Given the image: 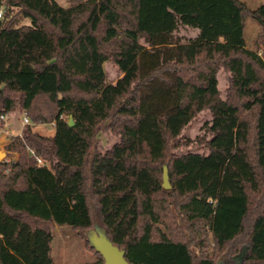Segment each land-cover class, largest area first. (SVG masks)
I'll return each instance as SVG.
<instances>
[{
    "label": "trees",
    "instance_id": "trees-1",
    "mask_svg": "<svg viewBox=\"0 0 264 264\" xmlns=\"http://www.w3.org/2000/svg\"><path fill=\"white\" fill-rule=\"evenodd\" d=\"M0 8V114L54 122L50 136L25 125L6 144L18 157L0 160V264H54L56 224L99 225L130 264H264V0ZM204 112L203 148L189 149L183 133ZM86 244L89 264H106Z\"/></svg>",
    "mask_w": 264,
    "mask_h": 264
},
{
    "label": "rangeland",
    "instance_id": "rangeland-1",
    "mask_svg": "<svg viewBox=\"0 0 264 264\" xmlns=\"http://www.w3.org/2000/svg\"><path fill=\"white\" fill-rule=\"evenodd\" d=\"M61 5L66 6L69 4L70 0H57ZM251 6L255 7L258 5L259 0H249ZM261 32V27L259 23L251 17H248L246 20V37L248 39V45L251 48L255 47V39L259 36ZM180 33L192 35L191 30L181 29ZM261 47H264L261 44ZM106 70L108 75V80L115 81L118 78L119 72L113 64H106ZM220 88L222 90V95L225 96V91L227 87L226 74L222 71L219 75ZM23 114H11L9 115L7 121H5L4 126L0 129V138L3 136L4 150H1L0 147V160H5L7 162L16 160V154L7 153L6 144L16 135H19L24 130ZM210 118L209 112H204L201 114L199 119L193 124H191L183 133L184 137L191 138L193 140L201 136L205 129H203L204 123ZM30 120V119H29ZM10 122L8 128V134L4 133V128H6L7 123ZM33 130L50 136L54 133V122H42L34 123L30 120V124ZM100 138L103 142L105 148H109L117 140L116 136L105 133L100 134ZM203 146H200L196 140L192 143L189 149H202ZM53 240L51 244V255L53 258L54 264H89L95 261L98 256L89 249L86 244V238L93 243L94 241L99 243L102 240H105V234L103 229L99 227L96 230H87L81 231L79 229H73L68 225H54L53 228ZM234 259L242 261L244 258V253L240 252L233 256Z\"/></svg>",
    "mask_w": 264,
    "mask_h": 264
},
{
    "label": "water",
    "instance_id": "water-1",
    "mask_svg": "<svg viewBox=\"0 0 264 264\" xmlns=\"http://www.w3.org/2000/svg\"><path fill=\"white\" fill-rule=\"evenodd\" d=\"M75 124L74 119L70 116L69 125L73 126ZM163 185L165 188H170L171 184L169 182L168 169L164 167V181ZM100 226L97 225L96 229ZM98 250H100L106 260V264H130L124 257L123 250L119 249L117 246H114L105 236V240L100 241L99 243H92Z\"/></svg>",
    "mask_w": 264,
    "mask_h": 264
},
{
    "label": "built area",
    "instance_id": "built-area-1",
    "mask_svg": "<svg viewBox=\"0 0 264 264\" xmlns=\"http://www.w3.org/2000/svg\"><path fill=\"white\" fill-rule=\"evenodd\" d=\"M2 17H3V8H0V19H1ZM7 118H8L7 115L0 114V119H1V120L6 121ZM23 124H24V125L30 124V120H29V118H28L27 115H24V116H23ZM19 135H22V133H20ZM38 161H39L40 163L43 162L42 158H40V157H38Z\"/></svg>",
    "mask_w": 264,
    "mask_h": 264
},
{
    "label": "crops",
    "instance_id": "crops-1",
    "mask_svg": "<svg viewBox=\"0 0 264 264\" xmlns=\"http://www.w3.org/2000/svg\"><path fill=\"white\" fill-rule=\"evenodd\" d=\"M9 117V116H8ZM8 119V118H7ZM7 121V120H6ZM22 124H23V121H22ZM9 125H10V122L7 123V127L4 128V133L8 134V128H9ZM11 126V125H10ZM3 136L0 138V147H1V150L3 151L4 150V140H3ZM12 154H15V153H12ZM18 155L16 154V159H17Z\"/></svg>",
    "mask_w": 264,
    "mask_h": 264
}]
</instances>
